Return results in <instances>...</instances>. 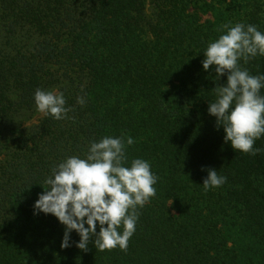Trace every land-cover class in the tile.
Segmentation results:
<instances>
[{"label": "trees", "instance_id": "trees-1", "mask_svg": "<svg viewBox=\"0 0 264 264\" xmlns=\"http://www.w3.org/2000/svg\"><path fill=\"white\" fill-rule=\"evenodd\" d=\"M237 23L264 34V0H0V264H264V135L254 156L224 142L208 107L227 74L202 65ZM239 64L264 75V56ZM38 88L63 93L67 118L16 125ZM105 136L133 139L125 166L147 160L156 195L127 252L82 251L75 230L61 248L65 226L35 201ZM208 169L226 182L205 191Z\"/></svg>", "mask_w": 264, "mask_h": 264}, {"label": "clouds", "instance_id": "clouds-1", "mask_svg": "<svg viewBox=\"0 0 264 264\" xmlns=\"http://www.w3.org/2000/svg\"><path fill=\"white\" fill-rule=\"evenodd\" d=\"M221 28L226 33L209 43L202 65L206 71L214 68L217 81L225 74L227 80L215 87L217 98L209 103L208 112L216 117L217 128L223 126L225 143L254 156L261 151L254 143L264 135V96L260 95L264 75H250L239 61L247 63L257 55L264 56V34L251 24H225ZM34 100L40 113L55 120L67 118L71 111L65 107L62 92L38 88ZM77 102L83 105L85 100L77 97ZM133 142L131 137L125 141L123 136H105L90 144L86 158L70 156L52 169L45 191L35 201L34 214H52L65 226L61 248L71 246L70 233L75 230L80 236L76 246L82 251H88L92 243L99 251L119 247L127 252L136 231L137 209L156 195L154 185L159 179L147 160L136 158L130 167L125 166V145ZM225 182L226 177L218 175L216 169H208L202 184L207 191Z\"/></svg>", "mask_w": 264, "mask_h": 264}, {"label": "rangeland", "instance_id": "rangeland-1", "mask_svg": "<svg viewBox=\"0 0 264 264\" xmlns=\"http://www.w3.org/2000/svg\"><path fill=\"white\" fill-rule=\"evenodd\" d=\"M47 91H54V92L58 93V88H51V89H48ZM43 116L44 115L42 113H40L37 110V107H36L32 112L28 113L25 116H21L19 118V120L17 121L16 125H21L20 124L21 121H23V123H22L23 125L22 126H25V125H28V124H34V123H37L38 120L40 118H42Z\"/></svg>", "mask_w": 264, "mask_h": 264}]
</instances>
